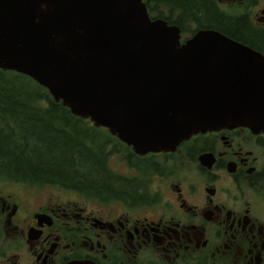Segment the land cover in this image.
I'll use <instances>...</instances> for the list:
<instances>
[{
    "label": "water",
    "instance_id": "water-1",
    "mask_svg": "<svg viewBox=\"0 0 264 264\" xmlns=\"http://www.w3.org/2000/svg\"><path fill=\"white\" fill-rule=\"evenodd\" d=\"M0 69L139 154L219 128L264 132V55L216 29L183 41L143 0H0Z\"/></svg>",
    "mask_w": 264,
    "mask_h": 264
},
{
    "label": "flooded vegetation",
    "instance_id": "flooded-vegetation-1",
    "mask_svg": "<svg viewBox=\"0 0 264 264\" xmlns=\"http://www.w3.org/2000/svg\"><path fill=\"white\" fill-rule=\"evenodd\" d=\"M213 1L264 36V6L253 17L244 0ZM108 140L112 206L34 204L0 187V264H264L263 131L208 130L144 154Z\"/></svg>",
    "mask_w": 264,
    "mask_h": 264
},
{
    "label": "trees",
    "instance_id": "trees-1",
    "mask_svg": "<svg viewBox=\"0 0 264 264\" xmlns=\"http://www.w3.org/2000/svg\"><path fill=\"white\" fill-rule=\"evenodd\" d=\"M144 2L150 13L156 12L152 18L165 19L181 32L216 29L242 43L264 47V36L258 33L263 31L247 25L242 15L225 14L213 0ZM83 127L112 137L107 129L73 115L30 77L0 69V179L67 187L108 202L115 194V182L121 184L103 152V142L109 140L97 142L82 133Z\"/></svg>",
    "mask_w": 264,
    "mask_h": 264
},
{
    "label": "rangeland",
    "instance_id": "rangeland-1",
    "mask_svg": "<svg viewBox=\"0 0 264 264\" xmlns=\"http://www.w3.org/2000/svg\"><path fill=\"white\" fill-rule=\"evenodd\" d=\"M245 3V6H247L249 8V16L250 14H252L251 16H255L256 13H258V11L260 10V8L262 6H264V0H260V3L257 5L256 8L253 7V5L255 4V2L251 1V0H244L243 1ZM243 6V4H241ZM239 8V7H237ZM235 8V9H237ZM151 13L153 15L156 14V12L151 11ZM249 24V23H248ZM250 26V24H249ZM188 29L193 30V26L189 27ZM195 32V31H194ZM193 32V33H194ZM193 33H188V32H181V39L184 41L186 38H189ZM88 127V126H86ZM104 128V127H103ZM85 127H83V131L82 133L84 135H87L88 137L92 136L94 138V140L101 141L102 139L106 138L108 139V135L106 132H102V131H92L90 129H87ZM99 130V129H98ZM86 131V132H85ZM103 141V140H102ZM113 142V140L109 141V143H104V154H106V158H107V162L109 163V167L110 165H113V163L116 162V157L115 155H110V153L112 152L111 150V143ZM92 147H95L96 144H92ZM111 168V167H110ZM117 173V172H115ZM119 174V173H117ZM120 175V174H119ZM0 187L3 188L6 191H13L15 194L18 195H24L27 196L29 195V200L36 204L40 201H55V202H64V203H68L73 202V203H79V204H83L88 202L90 205H95L98 204V201H96V198H92L91 199H86L84 196H82L81 194H79L78 192L64 187V188H60L57 186H49V185H37V184H28V183H15L12 181H9L8 179H5L4 181H0ZM101 206L105 207V206H112L113 203L110 202H106V203H100Z\"/></svg>",
    "mask_w": 264,
    "mask_h": 264
}]
</instances>
